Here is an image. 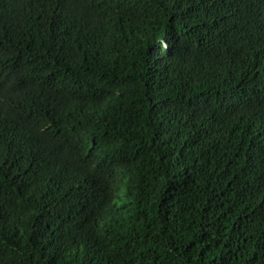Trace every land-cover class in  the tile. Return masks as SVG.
Masks as SVG:
<instances>
[{
  "label": "trees",
  "instance_id": "trees-1",
  "mask_svg": "<svg viewBox=\"0 0 264 264\" xmlns=\"http://www.w3.org/2000/svg\"><path fill=\"white\" fill-rule=\"evenodd\" d=\"M0 264H264V0H0Z\"/></svg>",
  "mask_w": 264,
  "mask_h": 264
}]
</instances>
